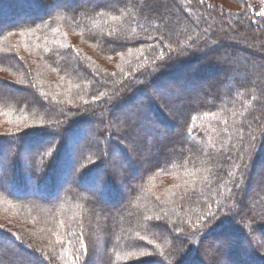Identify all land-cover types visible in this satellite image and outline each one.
<instances>
[{
	"label": "trees",
	"instance_id": "16d2710c",
	"mask_svg": "<svg viewBox=\"0 0 264 264\" xmlns=\"http://www.w3.org/2000/svg\"><path fill=\"white\" fill-rule=\"evenodd\" d=\"M37 1L0 0V115L21 119L0 135V151L10 150L12 168L10 180L0 179V264H31L29 255L36 264H91L97 240L104 246L102 264H145L143 254L153 256L149 264H189L210 238L233 239L237 231L240 239L264 241V181L248 195L251 175L264 162V19L253 14L264 0H227L232 7L208 0H45L48 8ZM22 10L28 20L13 22ZM228 48L241 55L221 66L225 72L210 94H175L182 109L174 138L166 136L162 121H169L148 95L116 115L130 98L148 94V86L180 81L182 55L207 50L201 59L215 61ZM196 75H186V88ZM159 84L160 95L168 91ZM155 113L160 121L149 118ZM88 125L90 137L84 138ZM52 128L55 135L47 131ZM158 141L162 153L154 156L148 143ZM128 149L142 174L127 177L124 202L107 209L81 185L102 175L103 198L118 197V169L110 172L109 162L115 154L126 162ZM25 152L27 171L19 162ZM61 168L77 183L67 181L57 197L24 192L27 176L35 193L45 187L52 197ZM9 210L17 219L6 215ZM225 246L228 261L240 264L235 259L244 257L242 245ZM255 260L264 264V255Z\"/></svg>",
	"mask_w": 264,
	"mask_h": 264
},
{
	"label": "rangeland",
	"instance_id": "374dc122",
	"mask_svg": "<svg viewBox=\"0 0 264 264\" xmlns=\"http://www.w3.org/2000/svg\"><path fill=\"white\" fill-rule=\"evenodd\" d=\"M19 1L20 0H14V2L16 4H18ZM88 1H90V0H78L77 2H79V4L81 5V4H86ZM96 1L102 2L103 0H96ZM161 1H166V0H161ZM200 1L204 2L205 0H200ZM44 2H45V0H40V2L37 1V4L38 5L42 4L43 6L46 5V7H47V4H45ZM217 2L222 4V5H227L230 7L233 6L227 0H208V4H210V3L215 4ZM4 5H5V3H4ZM67 5L73 7L74 3H72V2L67 3ZM260 11H264V8L261 9ZM259 12H255V10H254V13H253L254 16L256 18L264 19V17L259 16V14H258ZM25 13H28V12H23V10H22L18 14L19 15L18 18H16L15 21H13V22L16 23V22H22V21L28 20V16H27L28 14H25ZM166 16H168V15H166ZM1 20H3L2 17H0V21ZM240 32H242L244 34L243 28ZM254 35H257V33H254ZM242 46L244 49H250V46H248L246 44L242 45ZM211 47L215 48L216 51H220L222 49L220 44H218L216 42H214L211 45ZM225 51H227L225 53V56L224 57L222 56L221 58L215 59V61H209L208 59H201L203 56H205L207 54V50L199 51V52L193 51L192 53H188V54L186 53V54L182 55V58L185 60H184V62L182 61L183 67H181V69H180L183 72L180 76L181 78H179L181 80L176 81V83H175V81H173V79H169V80H165V81L163 80L162 82H159L165 87V90L171 91L173 93V97H169L167 95L168 91H165V92L163 91L164 93L160 95V91L157 87V84H159V83L157 82L156 84L148 86V89H149L148 94L142 95L143 94L142 93L140 96L136 95L132 99L130 98L131 105L130 106H125V105L121 106L120 108L117 109V111H115L116 115L117 116L126 115L129 111L133 110V107H134L133 105L139 106L140 104L145 103L146 98H148V96H150L153 100V103L154 104L156 103L155 105L160 107V109L162 110V113L165 115L166 119H168V121H169V124H167V123L165 124L164 120L162 121V124L164 125L163 131L165 132L166 136L174 138L178 134L177 127L179 125H181V120H179L178 114H180V111L182 109L181 105L176 104L178 101H177V98L175 97V94L177 93L178 96L182 99H186L188 97L190 98L191 96L192 97L195 96V98L200 99V98H202L201 93L202 94H210L209 89L211 87L215 86V81L218 79H221L223 73L225 72V70L222 67L227 66L229 64L232 65L233 60L235 58H239V56L241 55V53L238 50H236L237 51L236 53H232L229 48H228V50L226 49ZM192 55H195V57H191ZM189 56H190V58H189ZM210 58H212V56H210ZM194 62H196V63H194ZM200 64L204 65L203 69H198V66ZM193 72H194V74L195 73L198 74L195 77H192L193 78L192 82H190V83L195 84V85L191 84L192 86H189L186 88V86H184V84H186V83H184L185 82L184 78L186 77V75H189V73L193 74ZM244 76H247L246 72L234 75V77L237 79H240L241 77H244ZM1 79L6 81V83L9 82V78L7 76H3ZM230 84H232V83L230 82ZM197 93H199V94H197ZM24 96L27 97L28 95L25 94ZM142 96H145V99ZM158 116L159 115H157L156 113L153 115L149 114L150 119H155V120L157 119L158 121H160V118ZM98 117L102 118V116H98ZM20 120L21 119L17 118L16 115L8 118L5 114H1L0 115V135L2 133L4 134V132H7L8 130H10L14 126H17V125L20 126L21 125V124H19ZM108 120H109V122H111L110 119H108ZM82 124H83V122L78 123L76 125L81 126ZM90 127H91V125H88L87 132H85L82 137H84V138L90 137V135L88 133ZM24 128H27V126H25ZM46 141H44V142H46ZM32 143H35V142H32ZM43 143L40 142L39 144L37 143L34 146H36V148H38ZM77 146L78 145H76L74 147V152H73L74 159L77 156ZM148 146L151 148L153 147L154 156H159L160 153H162L161 152L162 149L159 148V141H158V143L153 144V145L151 143L150 144L148 143ZM68 149H69L68 147L65 149L66 153L69 152ZM128 150H129L128 160L130 162L128 160H127L128 162L127 161L123 162V160L116 154L113 156V159L111 158V161L109 162V165L111 167L110 172L113 173L115 171V169H114L115 167H116V170L118 169L117 170L118 177L115 179V182H116L115 185H117V187L119 188L118 197H116L117 194H111V195L103 198V196L101 195V190H102L103 185L105 184V180L102 177V175L99 176L97 181L94 180L95 183H93V184L91 182H85L84 184L81 185V188L83 190H86L87 192H90L91 194L96 196L98 198L100 204L103 205L104 207H106L107 209H112V208L118 207L119 205H121L124 202V200L128 194L127 189L125 188V180L127 179V177L137 178L142 174L141 167L137 169V167L134 166V164L131 162L134 159L138 158V156L136 155V153L132 149H128ZM9 155H10V150L7 147L0 151V179L2 181L3 180L4 181L10 180L9 177H10V174L12 172V168L10 166L11 163H10V159H9L10 156ZM28 155H29L28 152L20 153V155H19V158H21V160L19 162L21 163V165L25 171H27L29 169V164L27 162ZM118 157H119V159H117ZM147 159H149V158H145V160H147ZM142 161H144V160H142ZM68 165H69V163L67 164V167H68ZM134 167H136V172H134ZM67 170H68L67 168L65 170H63L61 168L59 174H57L58 176L57 175L55 176V180H57V182H56L57 192L52 197H50L51 196L50 194H46L44 192V191H46L45 187H43L41 189L40 194L35 193L34 182L29 181V183H28V179H27L28 177L27 176L25 177V179H23V181L25 180L24 192L26 194H30L31 196L35 195V196H37V198L43 199V200L44 199L48 200V199H52L54 197H57L60 194V192L64 189L65 183L67 181H71L75 184L77 183L76 178H74L72 176V174H69V171H67ZM249 175H250V173H249ZM251 177H252L253 183L251 184V187L248 191L249 194L247 193L248 195H251L254 193L255 190H258V187L264 181V162L255 168V171L252 173ZM122 180H124V181L122 182ZM14 189H15V194H17L16 188H14ZM6 215L9 216L10 218L15 217L17 219V216H15V214L12 212V210L6 211ZM230 215H232L233 218H234V216L236 217L235 213H230ZM20 222L23 223L24 221L20 220ZM31 222L28 221L27 226H29V227L32 226ZM260 222H262L264 224V219H261ZM242 225H243L245 232H246L247 228L244 226V224H242ZM236 232L234 231V236L235 237L237 236V237L233 238V239H231L230 236H228L226 239H224V238L221 239L220 237H217V238H210V239H207L206 241H204L203 244L199 246L200 249H198V251H197V256H198L199 260L198 261L195 260V262H191L189 264H207V263H211V264H232L228 261V259H227L228 254H226L227 247L225 245L228 244L229 242H232V243L238 242L243 247L245 255L242 258H241V255H237V257L235 256L236 261H241V262H239L240 264H256L255 259L257 258L258 254H261L262 256L264 255V247H263L264 241H260L259 239L250 237L253 246L256 245V247H257L256 250L254 251V250H251L252 244L250 242V239H249V241H247L246 239H243V238L240 239L238 233H236ZM247 234L249 235V233H247ZM0 240H2V239L0 238ZM233 240H235V241H233ZM188 244H189L188 246H190L192 244V242L190 241V243H188ZM47 249H50L51 251L53 250L52 248H50V246L47 247ZM187 250H188L187 248L181 249L178 259H181L182 254L187 252ZM152 257L153 256L151 254H143V256L141 255L139 257V261L145 262V264H149L152 261ZM93 258L94 259L92 260L91 264H102L104 262V260H105V258H104V246H103L102 240H97L96 245L93 248ZM137 258L138 257H133V259H137ZM27 259L30 261L31 264H36V262H37V260L30 255ZM133 259H128L127 261H131ZM155 264H159V263H155Z\"/></svg>",
	"mask_w": 264,
	"mask_h": 264
},
{
	"label": "snow or ice",
	"instance_id": "6c2138e0",
	"mask_svg": "<svg viewBox=\"0 0 264 264\" xmlns=\"http://www.w3.org/2000/svg\"><path fill=\"white\" fill-rule=\"evenodd\" d=\"M57 7H58V6H57ZM258 14H259V16L264 17V11H260ZM111 43H113V42H112V41H109V44H111ZM113 118H114V119H117V117H115V116H114ZM124 122H125L126 124H128L130 127L134 126L131 117H125V118H124ZM54 123L58 124L59 121L57 120V121H55ZM37 131L40 132V131H44V130H43V129H37ZM47 131H48L49 133H52V134L55 135V129H54V128L49 129V130H47ZM209 214L214 216V214H212V213H209ZM153 227H154V228H157V229H161V230H166V229L163 228V226H161V225H159V224L153 225Z\"/></svg>",
	"mask_w": 264,
	"mask_h": 264
}]
</instances>
